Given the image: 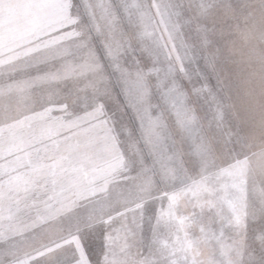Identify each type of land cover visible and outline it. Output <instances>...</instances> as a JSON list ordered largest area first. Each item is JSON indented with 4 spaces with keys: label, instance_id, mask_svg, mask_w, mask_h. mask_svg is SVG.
<instances>
[{
    "label": "rangeland",
    "instance_id": "1",
    "mask_svg": "<svg viewBox=\"0 0 264 264\" xmlns=\"http://www.w3.org/2000/svg\"><path fill=\"white\" fill-rule=\"evenodd\" d=\"M66 2L19 0L18 7L0 14V47L5 44L27 46L30 32L40 31L44 38L52 31L66 28ZM75 2L79 3L80 0ZM111 2L113 5L126 3L152 6L151 18L146 23L139 15L130 18L122 9H119V13L116 10L117 23L110 39L120 45L117 53L120 64L123 47L129 46L128 33L138 28L141 33L139 39L145 44V51L150 56L149 59L141 55L140 60L157 71L152 78L154 95L152 107L148 111L152 120L147 116L143 120L139 118L132 102L121 94L122 85L116 84L114 80V90L105 99L108 117L116 121L115 127L120 131L121 140L124 139L123 128L130 129L134 135L143 133L149 138L152 143L150 164L158 172L167 173L171 177L168 185L163 186L152 200L141 204V209L130 204L119 212L126 213L127 223L131 224L135 211L136 223L145 237L152 236L155 226L159 241L169 249L173 264H195L196 261L201 264L205 261L208 264H220L221 261L223 264H264V218H249L247 196L243 206L232 197L233 173L227 168L231 153L224 143L236 134L246 132V125L252 117L259 121V107L238 105L232 110L223 107L216 93L218 85L213 79L214 73L210 70L218 67V56L231 48L237 51V58L242 62L237 71L242 73L251 64L258 72L261 63L259 49L264 43L261 34L256 32L249 38L245 48L248 54L244 56L239 55L244 40L237 39L238 14L246 6L256 4L257 0ZM177 13L183 18L179 26L175 21ZM73 14H76L75 9ZM83 22L89 23L87 16H83ZM93 40L99 48L97 38ZM104 64L106 76L114 77L117 72L107 61ZM258 83L257 75L253 86L257 87ZM100 87L103 88L102 85ZM159 90L166 93V112H161L159 107L162 99ZM229 95L233 100L236 99L235 92ZM100 98L104 99L103 96ZM167 126H171V129L162 131ZM210 140L216 143L218 155L223 161L219 166L224 169V174L215 185L220 196L219 203L208 196L213 187L211 180L215 178H210L208 171H201L194 162L204 154ZM121 146L118 144V147ZM73 207L68 202L59 210L58 215L63 219L60 225L65 229L63 233L53 232L45 236L37 233L34 236L30 251L38 259L35 264H75L74 257L81 246L93 264H99L105 252V239L101 235L103 229L95 233H80L79 240L71 244L64 238L68 237L69 231L64 213H70ZM19 216L13 222L18 223ZM241 219L244 228L238 233L233 229ZM7 223L9 221L5 220ZM71 230L75 231L74 228ZM124 235L122 232L120 239L116 240L113 233L114 242L123 244ZM147 252V247L141 249V255ZM40 253L43 255L40 256ZM109 259L119 262L121 257L110 256Z\"/></svg>",
    "mask_w": 264,
    "mask_h": 264
},
{
    "label": "snow or ice",
    "instance_id": "2",
    "mask_svg": "<svg viewBox=\"0 0 264 264\" xmlns=\"http://www.w3.org/2000/svg\"><path fill=\"white\" fill-rule=\"evenodd\" d=\"M18 6L19 0H3L0 14ZM64 7L66 28L44 38L40 31L30 32L27 46L0 47V96L17 100L14 105L0 108V238L22 230L21 224L13 222L15 217L39 208L50 209L38 217L49 225L40 235L63 233L64 226L55 220L59 210L72 200L68 193L80 182L119 167L118 141L108 126L106 105L100 99L112 94L111 89L100 87L106 79L104 61L121 73V94L134 109L145 88L143 76L130 78L118 63L120 45L110 39L117 23L111 0H67ZM120 9L130 18L139 15L143 22L148 20L147 12L137 4L121 3ZM83 16L88 17V24ZM94 38L99 48L92 44ZM73 41L75 44L70 46ZM36 88L49 90L47 100L31 101L30 93ZM146 116L153 119L149 112ZM259 163L264 168V156ZM136 208L141 209V205ZM64 216L69 228L64 238L69 244L79 240L80 233H95L98 229H103L105 240L114 239L113 233L119 240L127 227V214L123 212L104 215L101 209H94L82 215L73 207ZM132 218L136 221L135 211ZM26 247L32 248V242ZM74 260L75 264H93L82 246ZM36 261L29 251L20 264Z\"/></svg>",
    "mask_w": 264,
    "mask_h": 264
},
{
    "label": "clouds",
    "instance_id": "3",
    "mask_svg": "<svg viewBox=\"0 0 264 264\" xmlns=\"http://www.w3.org/2000/svg\"><path fill=\"white\" fill-rule=\"evenodd\" d=\"M119 13L120 4L113 5ZM142 8L147 12L148 18H151V5L145 4ZM239 20L237 39L243 38L239 55L244 56L249 38L256 32L261 34L264 40V0H257L254 5L246 6L238 14ZM176 25L183 23V18L177 13L175 15ZM141 33L137 28L128 33V45L123 47V56L121 57V69L128 74L130 78L138 75L143 76L145 88L141 98L136 101V112L141 120L152 107V78L154 73L151 66H146L140 56L144 55L150 59L145 51V44L140 41ZM75 42H70V46ZM92 44H95L94 40ZM139 45V46H137ZM260 67L257 69L249 64L241 73L237 69L241 66V60L237 58V51L227 49L222 52L218 58V67L210 69L213 71V79L216 80L218 87L216 93L220 104L232 110L239 106H248L249 108L259 107L260 119L255 117L249 119L246 127L247 131L243 134H236L224 143L227 145L231 155L227 161V168L233 173L231 182V195L238 204L243 206L245 197L250 205L249 218L255 219L257 216L264 218V168L260 166V158L264 156V43L259 49ZM105 70V69H104ZM259 76L257 87L256 77ZM123 84L121 73L117 72L114 77L106 76L101 83L102 87L114 90V83ZM68 85H62L67 87ZM235 92L236 99L233 100L229 93ZM50 92L47 88H36L30 93V99L33 102L45 101ZM162 97L159 107L161 112L168 110L166 93L159 90ZM101 101L105 104V99L109 96H103ZM17 103L15 97L3 95L0 96V108L14 105ZM105 118L108 119L113 136L121 147H118L117 156L121 160L119 167L112 169L105 175L95 176L86 179L78 184L73 191L68 193L72 197L70 201L76 213L86 215L94 209H101L104 215L119 214V210L128 207L130 204L135 206L142 203H148L157 192L162 190L163 186L168 185L171 177L164 172H158L154 165L150 164V154L152 151L151 140L139 133L134 135L130 129L123 128L124 139H120V131L115 127L116 121L108 117L106 111ZM171 126L162 128V131H169ZM178 133V130H176ZM234 143V147H233ZM143 145V147H141ZM195 164L201 171H208L213 185L212 190L208 192L210 199L214 198L217 203L220 196L215 190L216 183L224 174V169L220 168L223 163L216 143L208 141L206 150L202 156L195 159ZM259 182V187H257ZM194 183H197L194 180ZM50 209L39 208L30 209L20 214L18 223L22 230L17 233H10L4 238H0V264H20L24 255L30 251L26 245L33 241L34 236L43 233L49 225L38 220V217L44 215ZM51 211H55L52 209ZM128 219V218H126ZM63 219L58 217L55 223L62 224ZM231 223V221H229ZM244 228L243 220L237 222L234 231L242 232ZM35 230V231H33ZM124 243H116L114 239L105 240V252L101 255L99 264H112L110 256L121 257L117 264H173L169 249L163 247L159 241V234L156 227L153 226L151 237H145L136 221L127 223L124 230ZM209 238L211 236L209 235ZM147 247L148 252L141 255V249ZM107 258V259H106ZM195 264H201L196 261ZM203 264H208L207 261ZM223 264V261L220 262Z\"/></svg>",
    "mask_w": 264,
    "mask_h": 264
},
{
    "label": "crops",
    "instance_id": "4",
    "mask_svg": "<svg viewBox=\"0 0 264 264\" xmlns=\"http://www.w3.org/2000/svg\"><path fill=\"white\" fill-rule=\"evenodd\" d=\"M236 225V224H235Z\"/></svg>",
    "mask_w": 264,
    "mask_h": 264
}]
</instances>
